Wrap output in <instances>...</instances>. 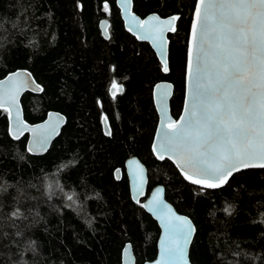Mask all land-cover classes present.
<instances>
[{"label":"trees","instance_id":"trees-1","mask_svg":"<svg viewBox=\"0 0 264 264\" xmlns=\"http://www.w3.org/2000/svg\"><path fill=\"white\" fill-rule=\"evenodd\" d=\"M193 8L194 0H133L141 17H178L163 73L148 43L124 29L115 0H0V78L25 68L42 86L21 97L28 122L51 109L66 116L46 153L31 155L26 135H9L0 108V264H122L126 242L135 264L153 259L159 228L141 200L130 198L124 161L133 155L147 168L148 190L162 184L166 199L193 221L192 264H264V168L205 189L151 152L152 87L172 82L177 117Z\"/></svg>","mask_w":264,"mask_h":264},{"label":"snow or ice","instance_id":"snow-or-ice-1","mask_svg":"<svg viewBox=\"0 0 264 264\" xmlns=\"http://www.w3.org/2000/svg\"><path fill=\"white\" fill-rule=\"evenodd\" d=\"M130 3L125 0V10ZM104 10L108 11L107 3ZM193 17L188 71L191 77L194 52L195 84L185 102V114L179 121L169 120L159 148L153 150L160 159L174 158L193 184L219 188L241 168H264V0H194ZM153 19L159 18L149 17ZM177 19L160 21L164 27L146 30L149 34L138 38L160 40L163 57V32L176 31ZM19 77L20 73H14L7 85L0 82V107L15 106L19 89L29 82ZM43 135L46 139L47 130ZM160 203L154 197L149 201L151 210ZM160 215L168 236L164 259L158 264H187L190 222L170 208Z\"/></svg>","mask_w":264,"mask_h":264},{"label":"water","instance_id":"water-1","mask_svg":"<svg viewBox=\"0 0 264 264\" xmlns=\"http://www.w3.org/2000/svg\"><path fill=\"white\" fill-rule=\"evenodd\" d=\"M115 4L119 10V15L123 23L124 29L130 33L132 36L135 37L137 41H143L148 43L152 51L154 52L155 57L157 58L158 62L161 65V71L163 73H167L164 71L165 63L167 64L168 68V55H169V39L168 35L173 33L174 31H164L163 32V57L161 56V48H160V40H154L152 38L149 39H141L138 37H142L148 35V31L146 30H153L158 31L160 28L164 27L160 24V21L167 20L172 16H176L175 14H170L167 16H161L156 12H150L149 14L145 15L144 17L139 16L133 10V0H131L128 9L125 10L124 4L125 0H115ZM193 13L194 8L190 20L189 25V32L186 44V60H185V75H184V96L182 101V106L179 114L177 117H174L170 111V99L173 94L174 86L171 81L162 79L158 80L154 83L152 87V103L155 108L157 114V123L154 129L153 138L151 141V152L153 156L157 160H161L158 157V152L154 151V146L158 149L160 144V136L162 130L166 129L169 123V120H176L179 121L180 117L185 114V102L186 100L190 99V89L194 87L195 84V53L193 52L192 56V66H193V75L189 76L188 71V60H189V48L193 46L192 44V35H191V25L193 21ZM135 17V19H133ZM149 17H158L159 19L149 20ZM144 21L146 23H141ZM107 19H102L99 23L102 35L104 38H107L108 33L106 30L107 27ZM177 20L174 22V27L176 29ZM132 29L131 31L129 29ZM14 73H20L19 79L21 80H28L29 82L25 84V86L19 89V93L17 96V102L15 106L10 104H5L3 109H8L7 111V118H8V133L13 139H19L23 135H26V149L31 155H42L46 153V151L51 146L53 140L59 135L63 125L66 122V116L58 111L51 109L47 111L45 117L38 122L30 123L24 118L23 107L21 103V97L25 92H32V93H40L42 91V86L36 81L33 74L25 68H17L8 72L5 76L0 78V82H4L5 85L8 84L9 77H12ZM34 82V83H33ZM37 85L39 87H37ZM166 93V94H165ZM54 128V131H53ZM39 130V131H34ZM47 130V137L44 138L43 133ZM103 131L105 134L108 133V127L106 125L105 120H103ZM42 141V142H38ZM164 159L169 160L174 167L179 172L180 176L187 182L193 184L190 180L185 179L184 173L181 171V168L177 167V163L175 159H169L166 155ZM258 168V167H253ZM249 168H241V170H245ZM124 170L128 181L129 187V194L130 198L133 202H138L141 200V205L143 209L155 220L158 228L159 234L156 240V255L153 259L144 261L142 264H158V262H162L163 257V250L165 247L166 239L168 233L165 230L164 224L165 220L160 215L161 212L166 213L167 209L170 208L171 212L175 214V216L186 218L187 221L190 222V225L193 229L191 234L189 243L186 249V260L187 264H192L189 258V249L191 242L194 238L196 227L190 217L179 213L174 206L166 199L165 197V188L162 184H155L148 190V176H147V168L141 162V160L137 156H129L124 161ZM236 172H233V174ZM232 174V175H233ZM231 175V176H232ZM120 176V171L117 169L115 171V177L118 179ZM227 178V181L231 177ZM217 183L220 181L217 180ZM227 183V182H226ZM226 183H223L221 186H224ZM195 186L205 188V189H215V188H207L204 187L202 184H193ZM159 190V192L157 191ZM156 197L161 201V203L157 206V210H151V205H149V201L153 200ZM165 205L167 208H165ZM179 224V221H176ZM121 263L122 264H135V255L133 252V248L130 242H126L121 250Z\"/></svg>","mask_w":264,"mask_h":264}]
</instances>
